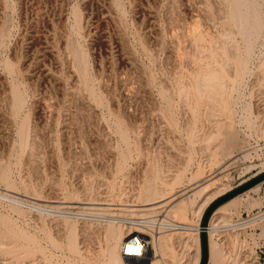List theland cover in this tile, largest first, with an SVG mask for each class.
Returning a JSON list of instances; mask_svg holds the SVG:
<instances>
[{
	"label": "rangeland",
	"instance_id": "1",
	"mask_svg": "<svg viewBox=\"0 0 264 264\" xmlns=\"http://www.w3.org/2000/svg\"><path fill=\"white\" fill-rule=\"evenodd\" d=\"M262 174L264 0H0V264H111L138 219L147 261L200 264L154 220L198 226ZM258 185L225 223L264 214ZM171 195L186 216L127 210ZM256 224L218 264H264Z\"/></svg>",
	"mask_w": 264,
	"mask_h": 264
},
{
	"label": "bare ground",
	"instance_id": "2",
	"mask_svg": "<svg viewBox=\"0 0 264 264\" xmlns=\"http://www.w3.org/2000/svg\"><path fill=\"white\" fill-rule=\"evenodd\" d=\"M212 185L213 184L211 183V184L207 185L206 187H204L203 188V193L204 194H206V193L208 194V192H210L214 188L213 187L214 185L213 186ZM258 189H259V185L257 184L256 186L252 187L251 189H249L247 191L248 192H256ZM212 197H213V194H212ZM212 197H211V199H212ZM241 197H242V195L240 194V195L232 198L231 200L227 201L226 203L222 204L221 206H219L213 212L214 215H213L211 221L208 224V229L207 230H208L209 261H211L214 264H218L220 262L218 260L220 259L221 256H222L221 258H223V255L220 254L221 253V250L219 251L220 248H219L217 242L215 241V238L217 236H219V234L221 232L223 233V231L226 232V231H231V230H243L246 226H252V225L255 226V224H256V222L258 220L264 218V214H262V215H259V216L254 217L252 219H249V220H246V221H240V222H237L235 224L225 223V222H227V218H225V216L226 215H229L230 214V211H232V210H234V209H236L238 207L239 203H241L240 202ZM160 200H161V198H160ZM167 200H168L167 202H164V200L163 201H156V202H153V203L151 202L149 204H145V205H142V206L128 205L127 210H129L131 212H146V211L148 212V211H157L158 209L163 208L162 205L164 207L167 206V205L168 206H171L172 205L171 208H170V211L173 212V213H176L178 215V217H184V216L187 215V213H186L187 212L186 211L187 208H186V206H185V208L183 207L185 205V203L182 202L183 199L177 200L176 197H174L173 195H171V196H169L167 198ZM57 202L52 201L51 203L52 204H56ZM181 202L184 204L183 206L181 205L182 204ZM98 205H103V204H98ZM207 205H209V204H207ZM83 210H86V209H83ZM167 215L165 216V215L161 214L160 215L161 216V219H155L154 220V221H156L155 224H157L158 229L159 230L160 229H163V230H166V231L176 232V235H178L179 233H183V232H188V233L192 234L195 237V239H193V238H189V239H191V243L192 242L195 243L194 246H197V254H198V258H199L200 257V241H199V236L197 234V232H198L197 226L190 225V223L187 224V223H184L182 221H180L181 223H179V222L178 223H175V222L168 221ZM201 216L202 215H200V217ZM141 217H143V216H141ZM222 222H224V223L222 225H220V223H222ZM146 223L148 225H151L154 222L151 221V220H148ZM177 224L185 225L186 228H179V227H177ZM72 230L73 229L70 230V235H69V242H70V244H73V243L76 242V239L73 236V234L75 235V233H73ZM140 230L141 231H144V232H139ZM147 231H149V230H146L144 228L143 229H138V228L136 229L135 228L133 230H130L127 235L126 234L123 235L121 233V230H115V228L114 229H110L109 231H107L109 237L113 238V240L115 239V241H118V243H120V245L118 246V244H117V246L120 247L119 252H120V255L122 256V257L121 256L119 257L117 255L116 252H117L118 249L117 250L114 249V248H116V246H113L114 248L111 247L109 249V251H108V253H109L108 255H109L110 259L112 260V263L111 264H156L154 262H149V261L146 260L148 250H143V246H142V244H141V242L139 240V238L140 239H145L147 237V235L145 234V232H147ZM177 232H178V234H177ZM172 234L173 233H171V235ZM159 237H156L157 244H158ZM209 237H210V248H209ZM75 244H74V247H75ZM128 247H140L141 248V252H140L139 255H137L135 253H129V252H127V248ZM159 249H157V250H159ZM124 255H128V256H124ZM158 256H161V254L158 255ZM177 260H179V259H177ZM197 261H198V259L196 260V263H197Z\"/></svg>",
	"mask_w": 264,
	"mask_h": 264
},
{
	"label": "water",
	"instance_id": "3",
	"mask_svg": "<svg viewBox=\"0 0 264 264\" xmlns=\"http://www.w3.org/2000/svg\"><path fill=\"white\" fill-rule=\"evenodd\" d=\"M264 180V174L252 179L251 181L245 183L244 185L236 188L232 192L226 194L225 196L219 198L215 202H213L205 211L202 222H201V227L203 230L201 231L200 234V248H201V260L200 264H208V257H209V252H208V237L205 232V228L208 226V221L210 216L213 214V212L222 204L226 203L227 201L231 200L232 198L244 193L245 191L251 189L252 187L256 186L259 184L261 181Z\"/></svg>",
	"mask_w": 264,
	"mask_h": 264
},
{
	"label": "built area",
	"instance_id": "4",
	"mask_svg": "<svg viewBox=\"0 0 264 264\" xmlns=\"http://www.w3.org/2000/svg\"><path fill=\"white\" fill-rule=\"evenodd\" d=\"M147 221L145 220V219H138V220H134V221H132L131 223H130V226H132V227H134V228H138V229H145V227H146V225H147V223H146ZM177 227H179V228H186V226L185 225H182V224H177ZM197 229H198V232H197V234H198V236L200 237V234H201V231L203 230V228L201 227V224H199L198 226H197ZM208 226L204 229L205 230V232H206V235L208 236ZM134 239V238H133ZM139 240H140V242H141V244H142V246H143V250H148V242H144L142 239H140L139 238ZM124 256H128V255H124Z\"/></svg>",
	"mask_w": 264,
	"mask_h": 264
},
{
	"label": "clouds",
	"instance_id": "5",
	"mask_svg": "<svg viewBox=\"0 0 264 264\" xmlns=\"http://www.w3.org/2000/svg\"><path fill=\"white\" fill-rule=\"evenodd\" d=\"M127 252L135 253V254L139 255L141 252V248L140 247H128Z\"/></svg>",
	"mask_w": 264,
	"mask_h": 264
},
{
	"label": "crops",
	"instance_id": "6",
	"mask_svg": "<svg viewBox=\"0 0 264 264\" xmlns=\"http://www.w3.org/2000/svg\"><path fill=\"white\" fill-rule=\"evenodd\" d=\"M211 263V261L210 262H208V264H210Z\"/></svg>",
	"mask_w": 264,
	"mask_h": 264
}]
</instances>
